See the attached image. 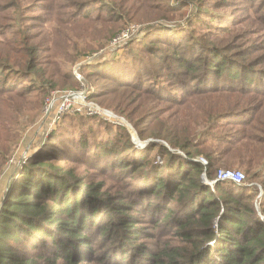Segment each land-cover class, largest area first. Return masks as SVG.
Returning a JSON list of instances; mask_svg holds the SVG:
<instances>
[{"label":"trees","instance_id":"obj_1","mask_svg":"<svg viewBox=\"0 0 264 264\" xmlns=\"http://www.w3.org/2000/svg\"><path fill=\"white\" fill-rule=\"evenodd\" d=\"M199 2L181 0L197 10ZM134 6L140 12L149 5L109 0L104 10H120L117 22L133 18ZM22 7V0L0 4V20L8 10L20 20ZM57 7L53 0L50 23L61 22ZM10 28L0 39V173L19 136L20 114H10L9 104L18 98L23 111H38L56 85L80 83L75 66L67 71L40 59L28 25ZM188 30L151 26L132 59L87 65L102 80L89 98L130 120L142 141L152 140L141 147L126 126L65 115L8 184L0 264H264L257 193L216 181L222 168L264 180V49L250 41L201 42ZM162 96L170 101L166 115L157 109ZM110 174L125 182L115 195L95 181Z\"/></svg>","mask_w":264,"mask_h":264},{"label":"rangeland","instance_id":"obj_2","mask_svg":"<svg viewBox=\"0 0 264 264\" xmlns=\"http://www.w3.org/2000/svg\"><path fill=\"white\" fill-rule=\"evenodd\" d=\"M11 1L13 0H0V4ZM31 1L22 0V18L20 20L16 18L14 10L1 12L5 17L0 20L2 23L0 39L4 37L6 31L10 33L16 29L10 27L18 26L19 21L23 22L28 25L26 33L32 34V37L35 38L33 43H37L40 48V59L50 60L53 58L67 71L76 65H80L85 73V84L89 92L92 88L96 89L95 87L102 80L96 76H90L92 67L87 65H91V63L93 65L96 62L104 63L103 60L119 59L125 62L132 59L141 49L142 39L147 36L148 30L154 25L160 24L168 29H189V33L201 42L211 43L221 40L226 43L233 41L238 42L237 47H243L250 41L260 43L257 49H264V0H200L199 3L201 4L197 5L196 3L200 13L191 6L184 7L181 0H142L148 3V8L137 12V6H134L133 13L136 15L133 18L126 17L117 22L115 19L120 15V10H112L111 12L104 10L109 0H86L89 5L82 11L79 4L86 3L83 2L84 0H57L60 6L56 8V17L61 20L59 24L48 21L51 17L48 12L52 9L53 0H37L41 1L42 4L35 8H30L29 3ZM96 2L101 3L96 5ZM43 5H46L44 9ZM128 9L129 7L126 8V10ZM250 19H253V22ZM130 28H134L132 37L125 41L122 46L113 47L112 41L120 33ZM47 50H51V52L48 54L45 52ZM74 84L75 87L56 85L42 97V105L47 95L56 89L79 90L81 88L80 83L75 82ZM35 95L34 93L28 95L27 101L30 97L34 99ZM169 103L168 99L163 98L157 109H162L166 115L169 113L167 108ZM9 106L11 107L8 110L10 114L17 113V111L20 114V117L18 115L19 122L17 121L14 127L16 129L19 125V136L12 138L13 145L9 144L10 148L12 145V152L10 155L8 154L9 161L5 163L4 169L0 173V207L5 200L8 184L15 171L25 159L41 148V145L45 143L53 131L49 132V126H46L41 120L43 108L38 111L35 109L23 111L21 101L18 98H15ZM130 122L129 120L128 123ZM132 124L131 122L129 131L133 140L136 143H142ZM219 131H224V129ZM218 138L219 136L210 139ZM237 170L242 171L243 169L237 168ZM95 181L105 183L113 195L117 194V189L125 183L116 174H110L104 178H95ZM240 185H245L253 190L252 193H257L254 201L255 207L264 220V180H249L248 177H245L244 183ZM95 243L99 248L109 249L98 241ZM115 251L118 250L112 252Z\"/></svg>","mask_w":264,"mask_h":264},{"label":"built area","instance_id":"obj_3","mask_svg":"<svg viewBox=\"0 0 264 264\" xmlns=\"http://www.w3.org/2000/svg\"><path fill=\"white\" fill-rule=\"evenodd\" d=\"M133 30L134 28H130L120 33V35L112 41L113 47L122 46L125 41L132 37ZM80 68V65H76L74 68V75L81 83V88L79 90L57 89L52 91L45 99L41 120L46 126H49V132L56 128L67 114L99 117L114 126H126L130 129L129 127H131V125L125 117L89 98L90 92L86 87V82L84 76L80 72ZM199 160L203 165H208V160L206 158L200 157ZM245 177V173L241 170L221 169L218 172L216 181H232L236 184H243ZM213 183L214 182H210V184Z\"/></svg>","mask_w":264,"mask_h":264},{"label":"water","instance_id":"obj_4","mask_svg":"<svg viewBox=\"0 0 264 264\" xmlns=\"http://www.w3.org/2000/svg\"><path fill=\"white\" fill-rule=\"evenodd\" d=\"M138 140L139 141H141L139 138H138ZM150 140H152V139H149V140H147V141H141L142 143H137L139 146H141V147H143V146H145L147 143H148V141H150ZM203 179L205 180V181H207V176H206V174H203ZM208 183V182H207ZM210 184V183H209Z\"/></svg>","mask_w":264,"mask_h":264}]
</instances>
